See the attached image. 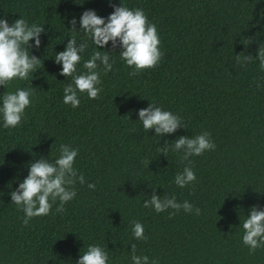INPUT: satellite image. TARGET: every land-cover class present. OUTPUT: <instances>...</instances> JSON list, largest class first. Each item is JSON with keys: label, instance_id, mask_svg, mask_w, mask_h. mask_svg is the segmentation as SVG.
Wrapping results in <instances>:
<instances>
[{"label": "trees", "instance_id": "trees-1", "mask_svg": "<svg viewBox=\"0 0 264 264\" xmlns=\"http://www.w3.org/2000/svg\"><path fill=\"white\" fill-rule=\"evenodd\" d=\"M121 2L143 9L155 24L163 56L130 76L120 49L106 46L101 50L115 52V63L101 71L102 91L96 99L82 94L73 109L62 102L70 78L60 75L55 52L69 37L80 39L70 32L73 17L78 30L83 11L107 18L120 0H0V18L9 24L19 16L44 24L40 47L30 50L42 61L31 84L0 87L32 90L21 124L0 127V264H75L89 244L109 250L110 264H130L133 244L136 254L158 264H264V248L249 252L239 227L251 206L264 208V87H256L264 84V72L257 61L240 64L235 56L255 57L260 44L264 48V0ZM93 47L88 40L83 59ZM149 101L181 116L186 128L161 139L147 133L137 110ZM202 131L211 134L215 150L189 158L197 179L178 188L173 178L188 161L171 150V141ZM165 141L167 157L158 151ZM61 143L78 149L75 167L85 183H76L63 212H56L57 201L47 216L25 225L9 193L26 177L29 162L54 159ZM153 188L158 196L189 201L200 214L145 208ZM133 221L142 223L147 240L133 239Z\"/></svg>", "mask_w": 264, "mask_h": 264}, {"label": "clouds", "instance_id": "clouds-1", "mask_svg": "<svg viewBox=\"0 0 264 264\" xmlns=\"http://www.w3.org/2000/svg\"><path fill=\"white\" fill-rule=\"evenodd\" d=\"M109 3L112 4V0H109ZM112 6L113 11L107 18L97 15L92 9L83 11L79 17L78 30L77 20L73 17L69 21L72 26L70 32L79 34L80 39L69 37L64 50L55 52L53 57L55 63L60 65V75L66 79L70 78V82L63 88L62 102L73 109L79 106L82 94H86L89 99H96L102 91L101 71L110 72L115 63L112 56L115 52L101 50L106 49V46L120 49L117 55L131 69L130 76L157 66L163 56L159 47L161 41L158 30L155 24L148 20L143 9H131L121 0L120 6ZM43 26L44 24L29 23L20 16L11 24L8 20L0 18V87L4 89L17 80L31 84L29 77L33 78V73L40 69L38 65H42V61L35 55H30V50L31 47H40ZM88 40L94 47L88 58L83 59ZM244 41L245 46L250 43L248 39ZM235 56L236 62L240 64L250 60L257 61L260 71L264 72V48H261V44L255 57L244 53L243 57L240 54ZM81 61L84 71H78ZM256 87L261 89L264 84L257 82ZM31 103V88L17 87L14 91L0 92V127H18ZM137 117L143 130L147 133L154 130L153 136L160 139L186 128L181 116L163 109L155 101H149L147 107L138 109ZM170 147L172 151L180 153L183 160L188 161L182 171L177 172L173 178V183L182 189L197 179L189 158L215 150L216 145L211 134L202 131L195 136L178 135L171 141ZM158 151L167 157L168 141H165ZM77 156L78 149L61 143L59 155L54 159L41 156L27 164L26 177L9 193L11 203L24 213L23 224L27 225L34 217L47 216L57 201L59 203L56 212H63L64 205L74 199L76 183H85L84 175L78 173L75 167ZM87 186L89 189L95 188L92 183ZM155 189L153 188L151 196L143 201L145 208H151L157 214L168 209L173 210L170 215L180 210L200 214V208L189 201L178 202L175 195L158 196ZM239 227L243 229L242 242L249 252L264 248V208L251 206L248 215L242 222L240 220ZM131 235L135 240H147L144 226L139 221L132 222ZM129 261L130 264H158L156 260L150 261L147 255L136 254L135 244L131 245ZM75 264H110L109 250L99 244H89L87 249L80 253Z\"/></svg>", "mask_w": 264, "mask_h": 264}]
</instances>
